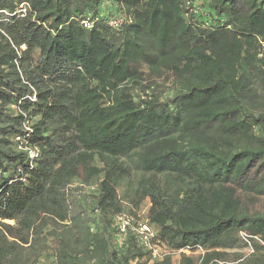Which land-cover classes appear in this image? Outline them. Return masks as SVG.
Masks as SVG:
<instances>
[{
  "label": "trees",
  "instance_id": "obj_1",
  "mask_svg": "<svg viewBox=\"0 0 264 264\" xmlns=\"http://www.w3.org/2000/svg\"><path fill=\"white\" fill-rule=\"evenodd\" d=\"M144 66L175 89L136 101ZM241 193L264 197V0H0V264H172L118 242L146 200L152 244L203 251L181 264H264Z\"/></svg>",
  "mask_w": 264,
  "mask_h": 264
},
{
  "label": "rangeland",
  "instance_id": "obj_2",
  "mask_svg": "<svg viewBox=\"0 0 264 264\" xmlns=\"http://www.w3.org/2000/svg\"><path fill=\"white\" fill-rule=\"evenodd\" d=\"M141 72L143 73L142 77L145 79L143 80L142 84L140 87L133 86L130 88V92L134 99L136 101H140L146 98V95H160L161 98H165L167 94L170 93L172 89H175V84L173 82V77L171 73H164L161 75H155L151 71H149L145 66L141 68ZM261 107V106H260ZM263 109V108H262ZM124 161V160H123ZM137 176V175H136ZM136 176H133V179L136 181ZM133 181V180H132ZM135 184V183H134ZM126 187V185H122V187L119 189V195L122 194L124 191L123 189ZM96 190L95 184L94 183H85L80 181L78 179L77 181L73 182L68 188H67V195L69 196V200L75 196L77 199H81L83 196L88 195L90 192H94ZM72 195V196H71ZM239 197L241 199V204L243 207H245L250 213L254 214H264V197H255L253 198L252 196L246 195V194H239ZM76 201V199H74ZM73 205H77L76 202H74ZM150 204L149 201L146 200L143 202L141 207L134 211L135 216L131 215L130 211L128 210L127 206L125 207V215L129 218V229L126 231L125 236H121L119 233L118 236V242L121 243L122 238L126 237L128 233H132L135 238V227L139 223H143L147 221V214L149 210ZM129 211V212H128ZM10 224V223H8ZM12 224V223H11ZM114 227L116 228L115 221L113 223ZM153 229V228H152ZM117 230V229H116ZM118 231V230H117ZM154 232V230H153ZM117 240L114 239V241ZM161 251L157 255L161 256L164 258L165 256H169L171 259L172 264H181V255H186V256H191L193 260L197 261V259L203 254V251L201 250H196L195 252H190V251H179V252H170L169 250L166 249H160ZM229 253H234V252H239L242 253L243 258L249 256L251 253V250L247 248H238V249H231L227 250ZM157 256V257H158ZM148 263H151L152 261H158L156 259H152L150 256H148ZM161 258V259H162ZM160 259V260H161Z\"/></svg>",
  "mask_w": 264,
  "mask_h": 264
},
{
  "label": "built area",
  "instance_id": "obj_3",
  "mask_svg": "<svg viewBox=\"0 0 264 264\" xmlns=\"http://www.w3.org/2000/svg\"><path fill=\"white\" fill-rule=\"evenodd\" d=\"M21 12H25V7L23 5L20 6ZM121 24V20H112L109 22V25L113 28H118ZM81 25L86 27V28H91L92 27V22L89 18L83 19L81 21ZM24 131H27L31 133V128L28 122L24 124L23 127ZM15 142H20L18 145V149L27 153L28 157L30 160H34L39 156V150L36 147H32L28 145L27 141L23 139L21 141V137L17 136L14 138ZM116 229L118 230V233L122 236H125L126 231H128L129 227V218L125 213H120L117 214L114 217ZM10 223L11 222H7ZM135 235L139 243L144 247L149 252V255L152 259L160 260L162 257L157 255L158 250L159 252L161 251L160 249H166L165 247L158 246L156 244H152V239L154 237V232L151 226L148 225L147 221L143 223H139L137 227H135ZM261 244L264 245V242H261ZM248 248L251 250V247L248 246ZM252 252V250H251ZM158 256V257H157Z\"/></svg>",
  "mask_w": 264,
  "mask_h": 264
}]
</instances>
